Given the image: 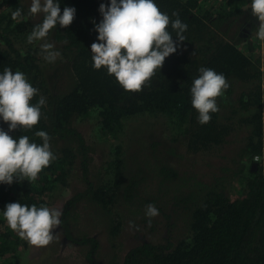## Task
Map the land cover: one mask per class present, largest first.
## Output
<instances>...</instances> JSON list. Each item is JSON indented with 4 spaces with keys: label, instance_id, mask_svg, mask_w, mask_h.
Masks as SVG:
<instances>
[{
    "label": "trees",
    "instance_id": "1",
    "mask_svg": "<svg viewBox=\"0 0 264 264\" xmlns=\"http://www.w3.org/2000/svg\"><path fill=\"white\" fill-rule=\"evenodd\" d=\"M228 1L216 8L200 0H156L170 19L177 18L175 12L188 25L186 40L142 91L129 92L105 68L92 67L91 44L98 36L94 22L102 19L99 5L108 0H60L61 12L75 7L76 15L71 25L57 26L47 37L61 53L52 64L43 59L35 42H27L43 14L27 15L30 0H3L0 6L7 8L0 13V72L5 68L23 72L39 89L31 103L40 96L46 99L37 125L9 134L41 143L35 133L47 132L56 159L33 182L0 184V211L12 202L53 207L61 192L72 187L77 177L73 170L80 167L78 179L84 188L66 200L59 229L66 241L86 249L89 264L102 263L97 259V237L73 231V209L83 201L98 210L112 239L123 225L121 209L134 203H152L159 210L150 222L157 226L150 227L151 232L169 227L164 241L145 240L130 247L121 261L108 264H264V56L255 57L249 45L240 48L235 42L237 32L256 28L259 20L250 7L242 9L239 2ZM17 8L24 11L20 23L11 17ZM201 67L223 73L229 83L217 98L219 111L204 125L198 122L190 94ZM83 119H93L114 143L98 149L106 150V160L96 179L90 174L91 149L74 126ZM151 120L170 126L171 137L151 142L145 153L137 152L138 164L129 162L127 129L133 152L139 145L134 127H148ZM0 128L8 131V123L0 120ZM214 157L218 161L210 164ZM197 163L209 166L205 174L195 173ZM163 197L168 201L162 202ZM176 213L186 217L187 234L173 241L169 235L175 224L170 220ZM159 218L164 224H157ZM137 221V230L150 224L147 219ZM19 240L0 212V260L7 251L16 252Z\"/></svg>",
    "mask_w": 264,
    "mask_h": 264
},
{
    "label": "clouds",
    "instance_id": "2",
    "mask_svg": "<svg viewBox=\"0 0 264 264\" xmlns=\"http://www.w3.org/2000/svg\"><path fill=\"white\" fill-rule=\"evenodd\" d=\"M250 8L260 21L255 36L264 41V0H251ZM98 11L102 19L94 22L98 36L91 44L92 67L105 68L125 91H142L162 68L165 59L176 53L186 40L184 33L188 25L178 18V13L172 14L177 17L175 20L170 19L159 9L156 0H108L99 5ZM40 14L43 20L33 27L27 42L44 41L40 45L41 55L46 62L53 63L61 53L54 43L47 42V37L57 26L71 25L76 9L66 6L61 12L60 0H30L27 15L34 18ZM11 17L17 23L22 22L23 9L17 8ZM198 72L190 87L191 104L198 113V122L204 125L211 121L212 113L219 111L217 98L224 95L229 83L223 73L214 69L201 67ZM38 94L39 89L23 72H14L11 68L0 72V120L8 123V131L0 128V184L11 185L14 180L24 179L33 182L56 159L47 132L35 133L41 143L30 141L26 135L9 134L18 128L30 130L38 124L41 108L46 105L43 96L31 103ZM0 212L11 230L35 247L49 245L62 223V212L55 207L12 202ZM145 215L156 217L159 210L149 203Z\"/></svg>",
    "mask_w": 264,
    "mask_h": 264
},
{
    "label": "rangeland",
    "instance_id": "3",
    "mask_svg": "<svg viewBox=\"0 0 264 264\" xmlns=\"http://www.w3.org/2000/svg\"><path fill=\"white\" fill-rule=\"evenodd\" d=\"M2 1L3 0H0V3ZM200 1L204 2L206 6H216V8L222 4L230 2L228 0ZM234 1L235 3L236 1L239 2V4L242 6V9L250 7L251 3V0H232V2ZM6 8L7 7L5 5L0 6V13ZM259 24L260 21H258L256 28L255 26H252L251 28L247 25L248 27H245L244 29L242 28L240 32H237V34H235V30L233 31L234 33L229 31V34H235V42L239 44L240 48H244L245 45H249L251 47L250 53L254 54L255 57L263 58L264 41L257 39L255 36V31L258 29ZM43 42L44 41H35L39 50L40 45ZM50 64L48 66H50ZM149 124L150 125L148 127L144 128H139L137 126L134 127V130L137 129L139 131L133 132V136L139 140V145L133 152L130 150L129 145H131V143L128 141V136L131 131H129V128L127 129L124 141L128 146L126 159H128L129 162H133L136 159L135 154L137 152L145 153L151 142L168 140L171 137V127H166L163 121L158 124L156 121L151 120ZM74 126L81 134L85 144L91 149L88 154V157L91 160L90 164L92 168V172L90 174L93 179H96L99 173L102 171L101 170L98 173L102 167L101 165L106 160V150L102 151L101 153L98 151V149L109 147L114 143L97 129L98 127L96 126L93 119L79 120L74 124ZM218 159L219 157L211 158L209 159V163L216 164ZM138 162L139 160L134 161L135 164H138ZM180 164L183 166L184 162L180 160ZM199 164L200 163H197L196 166H193V168L195 170L198 167L195 170V173L198 175H203L209 166L206 165L204 168V164ZM201 165H203V167H201ZM73 172L77 177L73 182L72 187L62 191L53 205V207L59 210L63 209L66 200H68L72 194L71 192L77 193L84 188V183L78 179L82 173L80 167L75 168ZM188 173L189 172L185 173L182 178L184 179ZM233 192L234 191H231V194H233ZM161 201L166 202L168 201V198L163 197ZM146 205L147 204L143 205L140 203H134L131 208H122L120 211V216H122L123 225L119 231V234L116 235L114 239H112L108 233V230L106 229L107 223L101 218L98 210L94 207V205H91L87 201H83L73 209V231H75L79 236L83 234H89L90 236L97 237L100 242L99 256L97 259H99L102 264L111 263L115 261V259L121 261L130 247L136 246L145 240L147 242H161L167 238V229H169L168 225H162L161 228L155 232H151L153 230L150 229V227H157L154 225L155 223H150L143 230V226H141L139 230L136 229V226L134 227V224L138 222L137 220L139 219H147L151 220V222L154 220V217L149 218L145 215ZM185 219L186 217H183L182 214L179 216V213H176L174 216H172L170 223H174L175 226L173 228V233L169 236L172 237L173 241L182 239L184 235L187 234V228H185L183 223V220ZM157 224H164V220L159 218L157 220ZM55 232L56 235L53 241L45 247L32 246L26 240L20 238L16 252H5L4 255L1 256L0 262L3 264H89L85 258L86 249H84L82 246L66 241L61 229L58 228L55 230ZM147 233H149L148 236ZM146 238H148V240Z\"/></svg>",
    "mask_w": 264,
    "mask_h": 264
},
{
    "label": "built area",
    "instance_id": "4",
    "mask_svg": "<svg viewBox=\"0 0 264 264\" xmlns=\"http://www.w3.org/2000/svg\"><path fill=\"white\" fill-rule=\"evenodd\" d=\"M255 161H258V157H255Z\"/></svg>",
    "mask_w": 264,
    "mask_h": 264
}]
</instances>
